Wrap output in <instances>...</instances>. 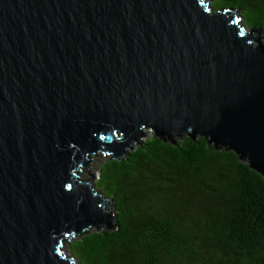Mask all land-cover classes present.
<instances>
[{"label":"water","instance_id":"95a60500","mask_svg":"<svg viewBox=\"0 0 264 264\" xmlns=\"http://www.w3.org/2000/svg\"><path fill=\"white\" fill-rule=\"evenodd\" d=\"M213 0H0V264L118 237L104 168L205 139L264 178V42Z\"/></svg>","mask_w":264,"mask_h":264},{"label":"trees","instance_id":"16d2710c","mask_svg":"<svg viewBox=\"0 0 264 264\" xmlns=\"http://www.w3.org/2000/svg\"><path fill=\"white\" fill-rule=\"evenodd\" d=\"M214 2L264 38V0ZM97 186L122 233L74 244L78 264H264V178L231 151L150 142Z\"/></svg>","mask_w":264,"mask_h":264},{"label":"rangeland","instance_id":"374dc122","mask_svg":"<svg viewBox=\"0 0 264 264\" xmlns=\"http://www.w3.org/2000/svg\"><path fill=\"white\" fill-rule=\"evenodd\" d=\"M213 1H214V0H213ZM238 19H239V18H238ZM239 22H241V21L239 20ZM246 30H249V28L246 27ZM263 42H264V38H263Z\"/></svg>","mask_w":264,"mask_h":264}]
</instances>
